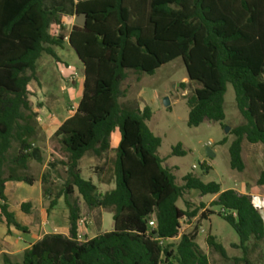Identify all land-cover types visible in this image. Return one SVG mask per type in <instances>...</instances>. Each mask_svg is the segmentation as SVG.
<instances>
[{
	"label": "trees",
	"instance_id": "trees-1",
	"mask_svg": "<svg viewBox=\"0 0 264 264\" xmlns=\"http://www.w3.org/2000/svg\"><path fill=\"white\" fill-rule=\"evenodd\" d=\"M45 2L0 0V223L9 230L27 232L10 210L6 188L9 182L35 183L18 171L29 169L38 150L33 142L39 116L29 88L38 80V61L47 54L61 62L54 48L68 45L82 64L84 82L74 114L54 134L67 157L68 180L50 200L47 212L64 198L69 236L45 235L24 251L22 264H209L197 235H180L182 222L198 213L178 206L190 191L217 196L212 206L220 207V216L239 236L233 247L243 251L240 261L251 264L250 242L264 241V220L253 197L223 191L220 184L204 183L193 174L178 184L158 155L162 139L147 125L151 109L140 110L120 99L127 94L121 87L129 71L154 76L181 59L193 88L185 97L188 126L196 128L205 121L225 120L231 84L245 123L232 130L236 139L229 150L230 164L243 172V141L264 148V0H83L76 4L75 15L85 14L86 24L75 25L68 35L62 9H47ZM115 133L120 135L114 147L115 188L99 196L92 181L83 178L79 164L87 153L102 157L112 150ZM15 145L17 152L11 156ZM173 155L186 152L179 145ZM257 183L264 187V170ZM75 191L89 208L113 212L112 231L78 241L80 210L69 201ZM30 207L22 204L25 213ZM176 239H180L176 246L167 245ZM207 242L228 258L214 236L209 235Z\"/></svg>",
	"mask_w": 264,
	"mask_h": 264
},
{
	"label": "rangeland",
	"instance_id": "rangeland-1",
	"mask_svg": "<svg viewBox=\"0 0 264 264\" xmlns=\"http://www.w3.org/2000/svg\"><path fill=\"white\" fill-rule=\"evenodd\" d=\"M50 1L47 0L45 3L47 9L57 5L65 9L70 7L69 0H54V5L50 8L48 7ZM54 49L61 62H56L51 56L44 54L36 67L38 80L32 81L29 86L33 109L40 118L38 119L40 129L33 146L38 148L41 158L30 160L29 169L19 170L18 174L33 178L35 183L30 186L26 183L13 182L7 185L6 190L10 210L15 214L17 221L28 228V233L20 232L9 236L8 227L0 223V264H22L24 247L33 243L37 237L36 217L43 214L46 217V223L49 224L51 217L47 208L50 200L58 196L68 180L65 166L67 157L61 152L54 134L61 124L74 114V109L83 92L84 72L81 62L71 47L65 45L64 48ZM121 90L126 91L127 94L120 99V103L140 108L141 103L144 102L151 107L153 116L147 125L157 137L162 139L158 155L166 160L165 166L172 170L178 184L182 185L183 178L193 174L204 183L220 184L223 191L237 189L241 192H253L260 199H264V193L256 192L259 186L256 175L259 170H255L252 165L254 156L264 167L262 144H250L244 140L242 155L248 169L238 172L231 168L229 150L236 139L231 133L234 128L245 123L238 110L235 90L231 84H228L225 96V120L221 123L205 121L196 128L188 126L190 108L185 97L193 93V88L181 59L164 65L154 76L138 75L129 71L128 79L122 84ZM166 98L170 101L169 108L164 106ZM227 128H229L228 132ZM117 134L115 133L113 139ZM224 139H227V142L220 144ZM179 145L186 152L185 156L173 155V150ZM14 148L15 150L10 153L11 156L16 154L17 145ZM208 149L214 152V157L208 156ZM115 158L116 152L112 149L102 157H97L92 152L87 153L80 162L79 168L83 178L92 181L97 187L99 196L115 188ZM242 181H245L247 185L241 187ZM47 190L50 192L49 195ZM216 199L217 196H202L198 191L187 192L178 202V206L191 213H198L192 219H185L182 222L180 235L196 234V243L208 257L209 264H245L240 261L244 258L243 251L233 247L239 244V236L220 216V207L212 206V202ZM59 201L55 213L56 217L59 216L56 219V232L63 234L68 233L70 228L69 209L63 197ZM69 201L76 204L80 210V220L84 222L85 241L112 231L114 220L111 210L89 208L77 191L69 197ZM25 203L35 208L34 215L25 213L22 209V204ZM202 204L205 207L200 210ZM204 215L207 217L205 218ZM262 216L264 218V210ZM48 230L53 232L52 228L48 227ZM209 235L214 236L216 242L223 245L228 258H223L208 245ZM8 237L18 245L16 249L4 247V241ZM179 241L180 239L172 240L167 242V245L176 246ZM5 250H13V254L7 257L3 253ZM248 259L251 264H264V241L257 245L254 240L250 242Z\"/></svg>",
	"mask_w": 264,
	"mask_h": 264
},
{
	"label": "crops",
	"instance_id": "crops-1",
	"mask_svg": "<svg viewBox=\"0 0 264 264\" xmlns=\"http://www.w3.org/2000/svg\"><path fill=\"white\" fill-rule=\"evenodd\" d=\"M70 1V7H69V9H65V7H63V6H58L57 5V7H50V6H53L54 4H53V2H54V0H51L48 4H49V6L48 7H50L51 9H54V8H61L62 9V14H63V19H62V22H63V26H64V28H65V33L68 35L70 32H71V30H72V28L75 26V25H77V18H76V15H75V6H76V4L79 2V1H83V0H69ZM45 3H47V0H46V2ZM143 102V101H142ZM143 104H145V105H143ZM77 106H78V104H77ZM76 106V107H77ZM145 107H149L150 109H151V107L148 105V104H146V103H141V105H140V110H143ZM71 117V116H70ZM69 118V117H68ZM67 118V119H68ZM38 119H40L39 117H38ZM66 119V120H67ZM62 125V124H61ZM120 142V135H119V133L114 137V139H113V149H114V147L118 144ZM242 146H243V143H242ZM262 149V148H261ZM242 157H243V155H242ZM252 165L255 167V170H259V172L257 171V175H256V182H258V179H259V176H260V173L264 170V167H262L261 166V164H260V162H259V160L257 159V158H255L254 156L252 157ZM243 161H244V163H245V170L244 171H247V169H248V167H247V164H246V162H245V159L243 158ZM81 162V161H80ZM79 167H80V164H79ZM243 171V172H244ZM9 183H13V182H9ZM8 183V184H9ZM17 183H19V182H17ZM7 184V185H8ZM245 185H247V183L245 182V181H242L241 183H240V186L241 187H244ZM262 188H264V187H261V186H257V189H256V192H257V194H263L264 193V189H262ZM6 190H7V188H6ZM235 191H237L238 193H240V194H247V195H250V196H252L253 197V202H254V205L260 210V213H261V215H262V212H263V210H264V199H260L259 198V196L258 195H255L253 192H241V191H239V190H237V189H234ZM6 196H7V194H6ZM7 199H8V197H7ZM59 203H60V201H59ZM58 203V204H59ZM58 206V205H57ZM57 206L54 208V209H52L49 213H50V217H51V221L49 222V224H47L46 223V217L45 216H43V214L42 215H38L37 217H36V221H37V227H38V233H37V237H36V239H35V241L33 242V243H30L28 246H26V247H24V249H23V253H24V251L26 250V249H28V248H30L34 243H36L37 241H39V240H41L45 235H48V234H55V233H57L56 231V229H57V227H56V223H57V221H56V219L59 217H56L55 215V213H56V208H57ZM35 208L34 207H30V212H29V214L28 215H34V210ZM69 216V215H68ZM263 217V216H262ZM263 220H264V218H263ZM48 226H47V225ZM46 225V226H45ZM26 227V226H25ZM46 227V228H45ZM48 227L49 228H52V230H53V232H48L49 230H48ZM27 228V227H26ZM46 229V230H45ZM69 230H70V228L68 229V233H69ZM7 233L9 234V236L10 235H13V234H15V233H20V231H18V230H16L15 228H10V230L8 229V231H7ZM24 233V232H23ZM26 233H28V228H27V232ZM68 233H63V235H65V236H69V234ZM96 237V236H95ZM4 247L5 248H13V249H16L17 247H18V245L15 243L14 244V242H12V240L10 239V237H8L5 241H4ZM13 252V250L12 251H8V250H5V251H3V253L4 254H6L7 255V257H9L11 254H13L12 253ZM9 255V256H8Z\"/></svg>",
	"mask_w": 264,
	"mask_h": 264
},
{
	"label": "water",
	"instance_id": "water-1",
	"mask_svg": "<svg viewBox=\"0 0 264 264\" xmlns=\"http://www.w3.org/2000/svg\"><path fill=\"white\" fill-rule=\"evenodd\" d=\"M85 24H86V15L85 14L79 15L77 17V25L83 27V26H85ZM164 106L167 107V108L170 107V101H169L168 98H166L164 100ZM228 131H229V128H227V132ZM208 156L209 157H214L215 156L214 152L211 149H208ZM33 158L35 160H40L41 154H40L39 150H36V151L33 152Z\"/></svg>",
	"mask_w": 264,
	"mask_h": 264
},
{
	"label": "built area",
	"instance_id": "built-area-1",
	"mask_svg": "<svg viewBox=\"0 0 264 264\" xmlns=\"http://www.w3.org/2000/svg\"><path fill=\"white\" fill-rule=\"evenodd\" d=\"M70 70H72L71 67H69ZM195 168V166H194ZM150 226L154 227L155 226V223L154 221H151L150 222ZM83 227H84V222L82 220L79 221L78 223V241L80 242H84V237H85V234L83 233Z\"/></svg>",
	"mask_w": 264,
	"mask_h": 264
}]
</instances>
